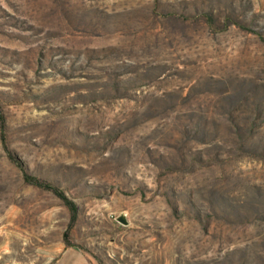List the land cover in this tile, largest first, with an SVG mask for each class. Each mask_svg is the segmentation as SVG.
<instances>
[{"label":"rangeland","instance_id":"obj_1","mask_svg":"<svg viewBox=\"0 0 264 264\" xmlns=\"http://www.w3.org/2000/svg\"><path fill=\"white\" fill-rule=\"evenodd\" d=\"M70 247L264 264V0H0V264Z\"/></svg>","mask_w":264,"mask_h":264},{"label":"trees","instance_id":"obj_2","mask_svg":"<svg viewBox=\"0 0 264 264\" xmlns=\"http://www.w3.org/2000/svg\"><path fill=\"white\" fill-rule=\"evenodd\" d=\"M24 177L30 183H34L36 185L43 186V187H45L47 189L52 190L56 195H58L64 201V203L70 208V210L73 213H75V211H76V205H75V203L70 198H68L61 189H59L58 187H56L52 183H50L48 181H42V180H40V179L32 176L29 173H25L24 174ZM63 237H64V240H65V242H66V244L68 246H73L69 242V234H68V231L64 232Z\"/></svg>","mask_w":264,"mask_h":264},{"label":"crops","instance_id":"obj_3","mask_svg":"<svg viewBox=\"0 0 264 264\" xmlns=\"http://www.w3.org/2000/svg\"><path fill=\"white\" fill-rule=\"evenodd\" d=\"M57 264H92V262L84 254L70 247L65 250Z\"/></svg>","mask_w":264,"mask_h":264},{"label":"water","instance_id":"obj_4","mask_svg":"<svg viewBox=\"0 0 264 264\" xmlns=\"http://www.w3.org/2000/svg\"><path fill=\"white\" fill-rule=\"evenodd\" d=\"M118 221H120L122 223H126V220H125L124 216H122V215L118 217Z\"/></svg>","mask_w":264,"mask_h":264}]
</instances>
